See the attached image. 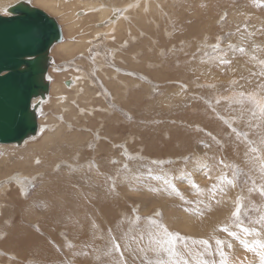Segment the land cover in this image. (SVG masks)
<instances>
[{
  "label": "rangeland",
  "instance_id": "1",
  "mask_svg": "<svg viewBox=\"0 0 264 264\" xmlns=\"http://www.w3.org/2000/svg\"><path fill=\"white\" fill-rule=\"evenodd\" d=\"M15 1L0 0V7ZM37 1L34 3L36 6L44 8L43 10L54 16L62 25L65 42H69L71 45L76 42L77 48L71 56L63 53V49L59 47L52 49L51 57L55 68L49 71V74L53 75L49 78L50 84L64 76L65 72L69 74V69H72L87 73L92 94L86 91L84 84L79 86V91L72 93L74 96L69 95L67 91L61 94L57 93L56 100L63 103V110L57 112L51 104V101L54 102L51 94L55 90L50 89V93L46 101L40 106L39 111V118L42 117L45 120L43 124L48 126L49 129L45 128L43 133L30 139V141L38 140L37 142H39V138L45 132L52 133L64 123L66 126V139L76 131H79L82 135L88 134L89 138L85 139V142L83 140L82 143L85 147L78 150V157L81 160L87 159L91 162H100L99 166L90 163L87 167V173L89 175L98 174L102 178L105 185L104 194H101L97 201L105 199L100 204L101 212L106 217L103 220L111 226L107 227L105 223L96 220V236L92 234L95 228L93 218L90 217V220L86 222V227H84L87 233L83 236L85 242H89L88 247L77 254L74 258L78 260L74 261L67 257L66 252L63 250L64 248L68 249L67 252L74 250L75 242L69 240V231L65 228L72 229L73 227L74 233L80 235V225L71 226L74 223L77 224V221L70 219L69 225L71 227L58 226L55 235L52 234L54 236L52 240L45 237L43 233L40 234L35 228L22 227L24 225L21 221L23 202H27L32 198L40 187L41 181H34L29 184L24 194L17 193L13 188L15 183L9 182L11 183L10 188L6 192L0 190V205L3 209L10 206L9 224H13L14 230L8 231V235L5 233L2 236L3 238L0 237V249L13 254L15 260L13 258L8 259L5 253H0V256H3L0 257V263L49 264L50 261H54L55 264H161V262L171 264L174 261L175 264H183L184 261H189L187 264H192L191 262L194 261L195 257L196 262H198L195 264H219L221 257L217 252V246H215V241L218 239L222 241V246H224L222 250L227 259V264H230L232 260H234L233 264H260L259 257L254 252L246 249L243 254L235 255L232 248L229 247V245L232 246L231 239H228L230 235L225 232L210 233L207 237L210 243L205 247L203 244L194 243V241L200 240L190 238L191 236L188 235L186 237L181 236L176 229L167 230L163 220L165 213L162 206L155 210L158 217L151 213V219L154 218V221H149L148 215L140 212V209L135 208L134 210L133 208L141 202V196L138 193L140 188L147 187L150 193L153 192L151 197L156 196L161 191H164V195L167 197L170 192V185L174 182L177 190L173 192V195H177L180 200L177 201V197H173L174 200L167 199L168 203L172 205L171 207L175 209L182 208L191 212H201L203 210L204 214H208L205 211L211 213L227 212V209L230 208L226 223L231 229H235L237 232L241 231L238 230L240 228L238 224L242 222L244 227L253 224V226L255 225L264 232V223L259 222V216L264 214V196L256 191L264 185V174L260 169V164L264 162V117H261L256 103L250 99L252 97L255 101H264V63H261V59L259 60V57L264 59V48L260 47L259 42V39L264 40V0H132L131 4L136 6L145 1L146 13H148L146 5L154 2L155 6L157 2L160 9L153 6L154 8L149 13L153 12V9H157L161 14L155 15L156 17H152V19L149 15L137 19L134 22L135 24L140 22L141 19L147 18L149 22L136 26V32L138 33L133 32L132 34L134 36L138 35V37L136 36L137 38L133 42H126L122 46L117 37L109 32L110 30H122L124 20L119 21L116 24V29L110 27L107 29L108 33L106 31L103 33L106 38L101 44L107 45L103 48H106L105 50L100 49L102 51H99L97 48H91V45L86 42L88 47L86 49L87 56H83L85 50L82 51L83 47L78 43L86 41L82 38L85 35L84 30L88 25L93 26L98 20H91L88 24L86 20H83L84 22L82 21L80 24L78 22V25L70 29V24H73L71 20L73 19H69L68 16L74 15L73 6L72 8H62L65 13L62 9L55 13L46 7L40 6L41 4ZM54 1H57L60 5L61 2L66 0ZM101 2L103 6L107 2L109 3L108 0L89 1L90 4H98L97 6L100 9ZM135 2L137 3L135 4ZM233 7L238 11H240V8L245 9L244 18L240 17L242 22L252 23L253 21L250 25L252 31L248 30L244 23H240L239 30L244 33L247 39L243 37L242 33L237 39V43L233 38L235 34L237 35V29H230L229 26L228 28H221L222 25H228L226 23L227 15H230ZM80 10L77 12H80ZM252 10L257 14V17L253 15ZM96 11L94 10V12ZM180 12H184L182 15L185 16L179 14ZM221 15L225 17L221 18ZM95 16L99 17V21H101L105 15ZM196 16H199L200 21L197 20L199 18ZM234 18L236 17L234 16ZM194 21L196 26L192 28L191 32L200 28L202 30V33L197 34V36L192 35L193 33L191 34L190 30L187 31V26L193 24ZM222 22L225 23L221 24ZM233 26L236 27L237 23L234 22ZM185 30L188 34L185 36L186 40L182 37L185 35ZM207 36L208 39L206 40ZM92 37V35L89 36L90 39ZM107 38L109 39L105 40ZM96 40L98 41L100 38ZM108 41L111 43L109 44ZM206 43L209 44V47H206ZM138 44L140 45L139 49H137ZM217 47L221 49L215 51ZM168 48H170L169 52ZM241 48L244 49L243 52L240 51ZM70 50L72 48H68V51ZM93 52L102 55L101 63L107 62V64L96 61L94 58L98 56L97 53ZM229 52L232 54L230 55ZM216 53H221V57H215ZM127 54L135 56V59L131 60L133 63L130 64L136 65L132 66L133 68L126 66L129 63L125 59ZM146 57L150 59V63L153 62L151 68L154 67L160 70L158 72H161V74L157 75L159 79L154 73H151L152 69H147L148 61L145 60ZM102 65H105V67H102ZM203 65H206L204 70ZM142 66L145 67L143 71L141 70L143 69ZM109 67L115 69L112 76L107 75ZM208 67H210L209 70H211L212 76L219 77L218 80H220L217 82L220 85L219 87H213L215 80L206 71ZM247 69L249 70L245 71ZM127 70L136 75V83L131 82V79L123 81L122 78ZM206 75H209L211 79ZM165 76L166 80L163 81L162 79ZM119 77H122V80ZM64 79L71 80L72 78L68 75ZM66 86L69 85L66 84ZM166 91L177 92L173 93L172 96L177 95L173 103H179L178 108L173 104L169 105V110L164 105H159V98ZM75 98L78 101L74 100ZM50 116L56 119L55 124L48 121ZM26 144L27 142L21 147ZM83 145L79 146L83 147ZM253 149L255 151H252ZM196 151L202 152L210 164L202 170L203 173L198 170L196 172L190 170L191 161L195 157ZM66 157V155L63 156L64 159ZM81 168V163H77V166L72 168L71 173H76ZM138 168L140 171H136ZM205 171L207 172L205 173ZM132 172L134 175H131L130 179L126 177L125 183H120L119 176H128ZM184 173L188 177L179 178ZM220 174H228L235 181L237 191L234 196L230 197L233 190L229 188V183L226 180L219 177ZM133 183L132 195L139 197L138 199L135 198L136 196L130 197V204H128L124 200L123 191ZM111 196L114 198L113 202L109 200ZM238 197L240 198L239 203L242 205L239 221L232 215ZM98 202H96L97 206ZM93 208H91L90 213L95 212ZM131 210L134 211L131 212ZM121 211L124 212V215ZM132 214L137 215L138 218L134 226H130ZM1 217L0 212V222ZM53 223L50 225L55 228ZM61 226L62 228H60ZM109 228H112L118 237L120 249H125V253H123L124 256L126 255L125 260L122 259L121 252H117L113 248V238L107 230ZM217 228L219 230L225 227L217 225ZM62 229L64 230L61 232ZM144 229L153 232L152 235L146 238L145 242L142 241L143 238L136 237L137 232L140 235L145 233ZM165 229L169 233L177 234L179 238L176 247L178 253L174 257H169V254L165 251L166 245L160 247L154 243L157 239H166L164 236ZM106 230L107 233H105ZM103 234L109 236L98 243L97 239L102 237ZM124 242L127 243L126 246ZM149 242L151 244H147ZM45 243L52 244L53 247L57 248L54 251L52 247L50 253L52 257L44 252L43 245ZM179 244H183L184 249L183 247L182 249L178 248ZM79 251H82V249ZM178 254L182 257L180 258ZM251 257H255V263H252Z\"/></svg>",
  "mask_w": 264,
  "mask_h": 264
},
{
  "label": "bare ground",
  "instance_id": "2",
  "mask_svg": "<svg viewBox=\"0 0 264 264\" xmlns=\"http://www.w3.org/2000/svg\"><path fill=\"white\" fill-rule=\"evenodd\" d=\"M17 1H19V0H16L15 2H13L11 4H8V5L6 4L3 7H0V14L7 15L6 8L8 6L16 3ZM26 1H29L33 6L39 8L38 6H36V4H34L36 2V0H33V1L32 0H26ZM62 1H64V0H62ZM89 1L90 0H66L65 2H61L60 5L57 3V1H54V0H38L37 1V3L41 4L40 6L46 7V8H48L49 10H51V11H53L55 13H58L64 7L72 8V6H73L74 7V10H73L74 11V15H69L68 16V17H70L69 19H73V20H71V22H73V24H70V29L74 28L75 25H78V22H79V24H80V22L82 23L83 20L84 21L86 20L87 24L91 20H94V21L98 20L97 22L94 23L93 26L92 25L91 26L88 25L86 27V29L84 30L85 35L82 38L84 40H86V41L78 43V45H81L83 47L82 51L85 50L83 56H85V55L87 56L86 49L88 47H87L86 42L88 43V45L89 44L91 45L90 46L91 48H95V49L97 48V50L99 49V51L105 50L106 48L105 49H103V48L106 47L107 45L104 46L103 44H101L102 41L104 40V38H106V37H104L103 33L105 31L107 32V29L110 28V27H113L114 29H116L117 28L116 24H118L119 21L124 20L122 30H120V31H112V30H110L109 32L113 33L114 36L117 37V40L120 41V45L122 46V44H124L126 42H133V40L138 37V35H136L137 36L136 37V36H134V34H132L133 32L134 33L136 32V26L143 25V23H145V22H149V19L147 18V19H141L140 22L135 24L134 22L137 19H140L141 17H146L145 15H149V17H151V19H152V17H154V18L156 17L155 15H160L161 14V12L159 10H157V9H153V12L149 13V11H152V8H154L155 6L158 9H160V6H159V4H157V2H156L155 6H154V2H150L149 4H147L146 5V9H147L148 13H146L145 12V1H143V3H141V4L139 3L138 6H136V5H132L131 4L132 0H123L121 2L119 0H108L109 3L107 2L106 5H104V6L102 5V2H101V5H102L101 9H100V7L97 6L98 4H90ZM97 1L99 2V0H97ZM136 3L137 2H135V4ZM41 8L42 7H40V9ZM43 9L44 8H42V11L46 12ZM80 9H82V10H80ZM180 9H181V6H180ZM62 10L64 11V9H62ZM78 10H80V12H77ZM94 10H97V11L94 12ZM244 10H245L244 8H240V11H238V10H236L235 7H233L231 9V11H230V15H227V22L226 23L228 25H222V27H221L223 29L224 27L228 28V26H229L230 29H237L238 30L237 31V35L235 34V36H233L234 40H236V43H237V39L243 33L242 31L239 30L240 29V23H244V25L247 26V29L252 31V28L250 27V25H252L253 21H252V23H248V22L245 23L244 21L242 22L240 20V17L244 18V15H243V13L245 12ZM64 13H65V11H64ZM183 13L184 12H180L179 14L182 15ZM252 13H253V15H255V17H257V14L253 10H252ZM47 14L49 16H51L49 13H47ZM95 15H105V16H104V18L101 21H99V17H97ZM140 15H142V16H140ZM196 15H197V13H196ZM182 16H185V15H182ZM223 16L224 15H221V18H223ZM234 16L236 18H234ZM51 17H54V16H51ZM196 17L199 18V16H196ZM54 19L58 22V20L55 17H54ZM197 20L200 21V18L197 19ZM216 20H217V18L215 19V22H216ZM219 20H220V18H219ZM234 22L237 23L236 27L233 26ZM223 23H225V22H222L221 24H223ZM187 24L189 25V23H187ZM59 25H60V23H59ZM60 26H61V30H62V38H61V40L59 42L55 43L50 48V52H49V56L50 57L52 56L51 55V51H52V49L54 47H57V48L59 47L60 49H63V53H65L66 55H69V56H71L72 52H75L77 50L76 45H75L76 42H74L75 44H72V45L69 42H65V37H64V34H63L62 25H60ZM194 26H196L195 25V21H194L193 24H190L189 26H187L188 27L187 31L190 30V32H191V30H192V28ZM138 28H140V27H138ZM200 29H197V31L191 32V34L193 33L192 35L197 36V34L202 33V30H200ZM195 30H196V27H195ZM187 31L185 32V35L182 36V37H184L183 39H185ZM90 32H91L90 35L93 36L91 39L89 38V36H90L89 33ZM136 33H138V32H136ZM108 37H109V35H108ZM243 37L246 38L244 36V33H243ZM99 38H100V40L97 41L96 39H99ZM108 39L109 38H107L105 40H108ZM113 39L115 40V38H113ZM207 39H208V36L206 37V40ZM67 40H69V39H67ZM108 42H109V44L111 43L110 41H108ZM108 42H107V44H108ZM259 42L261 44L260 47L264 48V40H260L259 39ZM207 43H206V47H209V44L207 45ZM65 46H68V47L64 48ZM68 48H72V50L68 51ZM139 48H140V45L138 44L137 45V49H139ZM164 48H166V47H164ZM170 48H168V52L170 51ZM247 48H249V47H247ZM100 49H102V50H100ZM219 49H221V48L217 47L215 49V51H217ZM92 50H94V49H92ZM146 50L148 51L149 49H146ZM235 51H236V49H235ZM253 51H255V50H253ZM93 53H97V52H93ZM109 53H111V52H109ZM133 54L125 55V59L127 61H129V63L126 64V66L128 65V67H131V68H133L132 66H136V65H130L131 63H133L131 60L135 59V56ZM220 54L221 53H216L215 57L220 58L221 55H222V54L221 55ZM229 54L231 55L232 53L229 52ZM229 54H227V55H229ZM97 56L98 57H95L94 59L96 61H100L99 63H101L102 62L101 60L103 59V58L101 59L102 55L97 53ZM80 58H78V59H80ZM228 58H229V56H228ZM229 59H231V58H229ZM84 60H86V59H84ZM145 60L148 61L147 62L148 63L147 66L145 64L147 69H150V70L152 69L151 73H154L156 75V77L159 79V76H157V75L161 74V72H158L160 70H158V69H156L154 67L151 68L153 66V62L150 63V61H149L150 59L148 57H146ZM259 60L263 61L264 59L259 57ZM105 63L107 64V62H105ZM105 63H101V64H105ZM108 63H111V62H108ZM63 65H65V64H63ZM103 66L105 67V65H102V67ZM205 66L203 65V67H202L203 70H204ZM63 67H62V69H63ZM93 67H95V66H93ZM52 68H55L54 64H52L49 67V70H48L49 78H51L53 76L52 74H49V71ZM209 68L210 67H208V69L206 71L209 74H211V78L213 80H215L214 81L215 83L213 84V87H219L220 85L217 84V82L220 80V79L218 80L219 77L215 78V76H212V72H211V70H209ZM245 69H246V67H245ZM69 70H70L69 74H66V72H65L64 76L61 75L62 77L60 79L55 80L56 82L54 81V82H51V84H50V89L53 90V91L55 90L51 94V98L54 99V102L51 101V104L54 107V110L57 111V112L60 111V110H63V108H62L63 103L58 102V100H56L55 96H56L57 93L61 94L62 92H66L67 91L69 95H73L72 93L77 91V90L79 91L80 90L79 86L81 84H84L86 86L85 87L86 91L88 93L92 94L90 92V88H89V84H88L89 78L86 75L87 73L77 72V71H74L72 69H69ZM114 70H113V68L111 69L109 67V69L107 70L108 71L107 75L112 76ZM141 70L142 71L145 70V67H143V69H141ZM248 70L249 69H247L245 71H248ZM156 72H158V73H156ZM251 73H254V72H251ZM68 75L72 79L71 80L70 79L69 80H65L64 79L65 80V82H64L63 78H65ZM129 75H132V76L130 77ZM135 76L136 75H134L132 73V71L127 70V72L123 76V78L119 77V79L122 78L123 81L126 80V79H129V80L131 79V82L136 83ZM206 77L210 78L209 75H206ZM103 78L105 79L106 77H103ZM115 78H116V76H115ZM117 80H118V78H117ZM162 80L165 81L166 80V76ZM211 82L213 83L212 80H211ZM66 84L69 85V86H66ZM119 84H121V83H119ZM180 90H181V88H180ZM82 92L84 93V91H82ZM82 92H80V93H82ZM173 93H177V92H172V91L164 92L162 94V97L159 98V105H162V106L164 105V107L169 109V110H170L169 105H173V104L176 105V108H178L179 103H173L175 101L174 100L175 96H177V95L172 96ZM179 94H180V92H179ZM78 97H80V96L78 95ZM74 100H77V99L75 98ZM79 100H80V98H79ZM35 101H38V99L34 100V102ZM44 101H46V99ZM44 101H41V106H42V103ZM84 102H85V100H84ZM82 104H84V103H82ZM238 106H240V105H238ZM44 121L45 120L42 117L38 118V134L37 135H40L41 133H43L45 128H48V126H44V124H43ZM48 121L49 122L50 121L53 122V124L56 123V119L53 118L52 116H50L48 118ZM48 124H50V123H48ZM65 128H66V126H65V123H64V124L60 125L57 128V130L52 132V133L45 132V134H43L39 138L40 139L39 142H37L38 140L30 141V139H32V137H31V138L26 139L24 142H22L21 145H18V144H15V143H11V144H1L0 143V190L6 192L10 188V184L11 183H15L13 188L16 190V192L19 193V194H22V193L24 194V192L26 193V189H27V186L29 184H32L34 181H41L40 187L34 193L32 198L29 201H27V202H23V209L21 210V214H22L21 215V217H22L21 221L23 222L24 225L22 227H24V228H28V227L35 228L36 230H38L40 232V234L43 233L45 235V237H47L49 240H52L54 238V236L52 234L56 233V231L58 230L57 229L58 226H60V225L63 226L64 225V228H65V226L68 227V226H70L69 225L70 224L69 223L70 219H74L75 221H77L76 222L77 224L74 223L71 226H76V225L79 224L80 225V229H79L80 235L74 233L75 231H74L73 227H72V229L69 228V227L65 228L66 230L68 229V231H69L68 232L69 240H72V241L75 242V244H74L75 247H74V250H72L70 252H67L68 251L67 248H64L63 251L66 252L65 254H67V257H69L70 259H72L74 261H77L78 259L76 260L74 257L77 254H79V253L83 252L84 250H86V248L88 247V244H89L88 241L85 242V240L83 239L84 234L87 233L86 230L84 229V227H86V222L90 220L89 218L90 217L93 218L92 221H93V224H94L95 231H93L92 234H95L96 236H97L96 220H98L101 223H105V226H107V227H109L111 225L109 223L107 224L104 221L106 219V217L101 212L102 210H101L100 204H101L102 200H105V199H99V202L97 201V199L101 196V194H104L105 185L102 182V178L98 174L89 175L87 173V167H88V165L90 163L91 164H97V166H99L100 162H91V161H89L87 159L81 160L78 157V155H79L78 154V150H81L82 148L85 147L82 143H83V140L85 142V139L89 138L88 134L82 135L79 131H76V132L72 133V135L68 139H66V137H65V135H66L65 134ZM26 142H27V144L24 147H21ZM79 145H83V147L79 146ZM18 147H21V148H18ZM203 152H205V151H203ZM65 155L67 156L66 159L63 158V156H65ZM77 163H79V164L81 163V167H82L81 170L77 171L76 173H71L72 168H75L77 166ZM108 163H109V161H108ZM191 164H192L190 166L191 172H196L197 170L198 171H202V170H204V168H206V167H208V165H210L209 162H207V160L205 159L204 154L202 152H199V151L195 152V157L191 161ZM206 170H208V169H206ZM136 171H140V169L138 168ZM16 172H18V173L15 175ZM206 172L207 171H205V173ZM202 173H203V171H202ZM131 175H134V173L132 172L128 176H119L120 183L124 184L125 180H126V177H128V179H130ZM187 177L188 176L186 175V173L181 174L179 176V178H187ZM206 177H207V175H206ZM209 177H210V175H209ZM219 177L221 179H223V180H226L227 183H229V188H231V190H233L232 191L233 194H231L230 197L234 196V193L237 191V188L235 186V181L228 174H220ZM9 182H11V183H9ZM133 185H134V183L131 184L130 186L126 187L125 190L123 191L124 200L128 204H130L129 198L136 196V195H132ZM190 185H192V183H190ZM156 190H158V189H156ZM169 190H170V192L168 193L169 195L167 197L164 195V191L158 192V194L156 196H152L151 197V193H153V192L150 193V191H149V189L147 187L146 188L145 187L140 188L138 190V193L141 196V202L139 204H136L137 206L135 205L133 209L134 210H135V208L140 209V212L148 215V216L147 215L146 216H147L149 221H152V220L154 221V218L151 219V216H152L151 213H153V215L155 217H158V214L156 213L157 211L155 212V210L160 208V206H162V209H163V211L165 213V216H164L163 220L165 222V226L167 227L166 229L170 230V231H171L172 228L174 230L176 229L181 236H185V237H186V235H188V236H191L190 238H195V239H198V240H207L208 241L207 237L209 236L210 233H213V232L214 233H217V231L225 232V233H227V235H228L229 232L235 233L234 236L230 235V238H228V239H231L230 240V243L232 244L231 248H232V251H233V253L235 255L243 254L246 251L245 250V243L248 246L257 245L258 243H264V232L261 231L255 225L253 226V224L251 226L248 225V227L245 226V228L249 229L252 232L259 233V235H248V236H245V234L242 231L237 232L235 229H231L230 226L227 225L226 219H228V215L230 214L229 213L230 211L228 212V210L230 208L227 209V212L223 211L221 213H218V212L217 213L216 212L215 213H211L210 211L207 212V211L204 210L208 214H204L203 210L201 212H199V211H192L191 212V211L183 210L182 208L181 209H175V208L171 207L172 205L169 204L168 201H167V199L174 200L173 197H177V195H173V192H176V190H177V186L174 184V182H172V184L170 185V189ZM138 197L139 196H136L135 198L138 199ZM109 200L111 202H113L114 198L111 196V197H109ZM179 200H180L179 197H177V201H179ZM232 201H233V199H232ZM96 202L99 203V204L97 203L98 206L96 205ZM234 202H235V200H234ZM93 206H94V208H93ZM151 206H152V209H151ZM11 208H13V207H11ZM91 208L95 209V212L93 211V213H90ZM51 209L52 210L54 209V210L50 211ZM134 210H131V212L134 211ZM9 211H10V206L9 207L6 206L3 209V207L0 205V212L2 214L1 222H0V237H2L5 233H7V235H8V233H9L8 231L14 230L13 229V224L12 225L9 224ZM121 213H122V215H124L123 211H121ZM134 214L131 215L132 216V222L130 223L131 224L130 226H134L135 223H137V221H138L137 220L138 219L137 215H134ZM202 214H204V215H202ZM87 217H88V219H87ZM18 219H19V217H18ZM18 219H16V220H18ZM94 220H95V222H94ZM46 223H49V224H46ZM51 223H53L55 225V228L52 227V225H50ZM217 225H219L221 227H225L227 229V231H222L221 229L218 230ZM62 226L60 228H62ZM225 228H222V229H225ZM63 230L64 229H62L60 231L62 232ZM107 230L112 235L113 242L120 246V241H119L118 237L116 236L115 232L113 231V229L109 228ZM107 230L105 231V233H107ZM238 230H241V229L239 228ZM144 232L145 233H143L141 235L139 234V232H137L136 233V237L137 238H143L142 241L145 242L146 238L149 237L150 235H152L153 232L152 231H148L147 229H144ZM134 235H135V232H134ZM175 235H177V234H175ZM106 236H109V235L108 234H103L102 237L98 238L97 239L98 243L101 242L103 239H106ZM63 237H65V236L63 235ZM183 239H186V238H183ZM208 243H210V242H208ZM124 244H125V242H124ZM126 244H125V246H126ZM147 244H151V243L149 242ZM91 245H89V246H91ZM179 245L181 247L178 246V248L182 249V247H183L182 245L183 244H179ZM193 246H194V243H193ZM195 246H196V244H195ZM52 247H53L52 244H46L45 243L43 245L44 252H46V255L51 256V257H52V255L50 253L52 252ZM186 247H188V246H186ZM41 248H42V245H41ZM53 249L55 251V249H57V248L53 247ZM81 249H82V251H79ZM183 249H184V247H183ZM222 249H224V246H222ZM124 251H125V249L121 250L120 252H121V255H122V259L125 260L126 259V255L125 256L123 255V253H125ZM0 253H5V255L7 256L8 259L13 258V260H15V256L13 254L7 253L3 249H0ZM70 253H72V254H70ZM178 256L180 258L182 257V255H180V254H178ZM0 257H3V256H0ZM42 258H43V256H42ZM251 258H252V263H255L256 262L255 257H251ZM21 260H23V258H21ZM193 260L194 261L191 262L192 264L198 263V262H196L195 257H194ZM86 261L88 262V260H86ZM187 262H189V261H187ZM231 263L233 264L234 260H232L230 262V264ZM0 264H4V262L0 263ZM5 264H8V263H5ZM35 264H38V263H35ZM49 264H55V263H54V261H52V262L50 261Z\"/></svg>",
  "mask_w": 264,
  "mask_h": 264
},
{
  "label": "water",
  "instance_id": "3",
  "mask_svg": "<svg viewBox=\"0 0 264 264\" xmlns=\"http://www.w3.org/2000/svg\"><path fill=\"white\" fill-rule=\"evenodd\" d=\"M0 14V143L38 134L41 101L50 93V48L62 38L54 17L19 0ZM38 99V101H35Z\"/></svg>",
  "mask_w": 264,
  "mask_h": 264
},
{
  "label": "snow or ice",
  "instance_id": "4",
  "mask_svg": "<svg viewBox=\"0 0 264 264\" xmlns=\"http://www.w3.org/2000/svg\"><path fill=\"white\" fill-rule=\"evenodd\" d=\"M241 52L244 51L243 48L240 49ZM261 63H264V61H262ZM250 99H252L255 103H256V107L261 115V117H264V101H255L254 98L250 97ZM252 151H255V149H253ZM260 169L262 174H264V162H262L260 164ZM234 186V185H233ZM256 191L259 192V194L261 196H264V185H262L260 188L256 189ZM240 198H237V204H236V208L235 211L232 213L233 217L236 218L239 221V217H240V213H241V208L242 205L239 203ZM259 222L260 223H264V214H261L259 216ZM238 226L240 227L241 231L245 234V236L248 235H259V233L256 232H252L249 229L245 228L243 226V223L240 222L238 224ZM222 231H227V229H221ZM231 236H234L235 233L229 232L228 233ZM164 236L166 237V239L164 240H155L154 243H156L157 245H159L160 247H164L166 245L165 251H167V253L169 254V257H174L177 255V251H176V247H177V241H178V236L172 233H169L166 229L164 230ZM194 243H200L205 245V247L208 246V241L207 240H200V241H194ZM215 244L217 246V252L220 255L221 259L219 261V264H227V259L225 257V254L222 250V241L220 240H216ZM229 247H231V245H229ZM113 248L119 252L121 251L120 246L118 244H113ZM245 249L247 251H251L254 252L255 255H257L260 259V264H264V243H258L255 247H249L246 243H245ZM161 264H163V262H161ZM171 264H175L174 261L171 262ZM183 264H187V261H184Z\"/></svg>",
  "mask_w": 264,
  "mask_h": 264
}]
</instances>
